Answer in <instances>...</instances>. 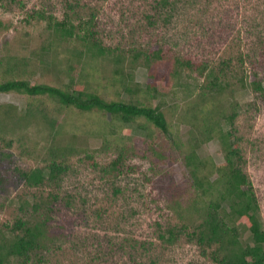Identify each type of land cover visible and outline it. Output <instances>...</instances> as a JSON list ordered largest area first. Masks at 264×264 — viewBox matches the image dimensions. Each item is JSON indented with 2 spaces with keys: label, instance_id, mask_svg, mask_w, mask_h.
<instances>
[{
  "label": "rangeland",
  "instance_id": "1",
  "mask_svg": "<svg viewBox=\"0 0 264 264\" xmlns=\"http://www.w3.org/2000/svg\"><path fill=\"white\" fill-rule=\"evenodd\" d=\"M69 1L75 2L0 0V80L13 62L41 75L42 82L68 83L65 70L73 63L71 52H83L80 61L76 58L74 74H84L92 92L107 100L120 96L144 106L160 105L170 134L144 119L127 125L101 111L80 114L52 102L44 105V99L0 94V153L9 156L7 163L34 169L49 162L52 148H60L67 152L65 163L70 167L57 186L29 188L16 178L7 179L0 189V230L30 216L29 206L21 211L22 204H32L40 196L46 200L53 193L58 200L48 221V240L38 252L49 264H213L186 239L164 246L158 238V224L177 222L178 214L169 207L187 199L180 149L197 131L191 110L205 78L188 71L175 78L172 62L177 56L196 65L233 60L240 66V58L250 55L259 60L258 67L243 68L245 75L254 79L257 73L264 79V0H171L169 9H156L158 0H79L87 5V15H96V40L114 51L92 60L83 41L59 42L47 21L31 18L43 11L62 21ZM148 15L155 17L153 25ZM161 47L172 62L146 68L130 61L132 50ZM123 53L129 57L119 63L115 55ZM129 75L134 84L128 93L117 79L127 81ZM233 85L238 91L232 89L217 106L226 109L232 102L238 107L237 136L264 225V99L251 90H239L240 82ZM200 148L202 157L223 163L217 138ZM118 158L122 173L113 175L107 168Z\"/></svg>",
  "mask_w": 264,
  "mask_h": 264
},
{
  "label": "trees",
  "instance_id": "2",
  "mask_svg": "<svg viewBox=\"0 0 264 264\" xmlns=\"http://www.w3.org/2000/svg\"><path fill=\"white\" fill-rule=\"evenodd\" d=\"M85 6L79 0L67 2V11L62 21L43 11L35 12L31 18L47 21L59 42L74 38L83 41L86 53H92L90 60L108 53L114 54V51L106 49L96 40V15L94 12L87 15ZM171 6V0H158L156 9H169ZM147 18L149 24L153 25L151 19L154 21L155 17L148 15ZM77 53L71 52L73 63L65 70L69 82L62 84L42 82V76L36 72L28 73L25 64L21 67L18 63L8 62L1 76L0 94H24L31 99L46 100L44 105L52 102L60 108L76 110L80 114L101 111L127 125L144 119L164 135L170 134L168 117L160 105L154 108L144 106L120 96L107 100L99 92H92L88 81L84 80V74H79V77L74 74L77 70L76 58L80 61L83 57V52H80V56ZM129 56L132 64H143L146 68L164 60L172 62L166 58L163 47L132 50ZM129 56L123 53L115 55V58L123 63ZM255 60L250 55H243L238 61L240 66L234 65L233 60L213 66L207 62L196 65L190 59L176 56L172 62V76L175 78L179 79L186 71L199 72L205 78L199 91H196V98L199 99L191 110L195 119L193 127L197 131L193 132V138L189 139L184 150L180 149L188 184L185 191L187 199L185 203L181 198L175 200L169 207L173 214H178L175 216L177 222L158 224V238L164 246H173L186 239L198 246L201 255L213 264H264L261 205L250 176L245 171L241 138L237 136L238 107L232 102L226 109L217 106L226 95L233 93V90L238 91V86L233 88L234 81L240 82L239 90H251L264 99V79L257 73L251 79L243 70L248 66L257 69L259 60ZM122 76L117 79L122 90L128 93L133 91L132 76L129 75L127 81H123ZM200 100L203 101L198 103ZM198 121L201 122L200 126L196 124ZM215 138L219 140L224 152L221 164H216L211 157H202L199 152L203 142ZM50 151L49 162L34 169L13 168L7 163L9 156L0 153V189L9 183V178H16L29 188L59 185L62 176L70 169L65 163L67 152L62 153L60 148H52ZM122 164V159L118 158L107 170L113 175L116 172L120 174ZM57 200L58 196L52 193L46 200L40 196L32 204L25 202L21 205V211H26V206H29L30 216L18 218L0 230V264H8L13 260L16 264H28L32 260L34 264H49L38 252L46 246L47 225Z\"/></svg>",
  "mask_w": 264,
  "mask_h": 264
}]
</instances>
